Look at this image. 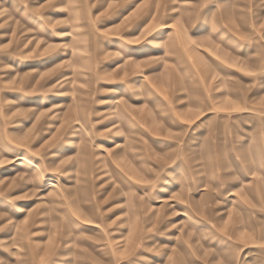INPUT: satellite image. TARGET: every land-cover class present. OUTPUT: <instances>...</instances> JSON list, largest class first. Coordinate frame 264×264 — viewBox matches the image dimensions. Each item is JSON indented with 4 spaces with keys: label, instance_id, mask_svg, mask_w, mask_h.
I'll return each mask as SVG.
<instances>
[{
    "label": "rangeland",
    "instance_id": "374dc122",
    "mask_svg": "<svg viewBox=\"0 0 264 264\" xmlns=\"http://www.w3.org/2000/svg\"><path fill=\"white\" fill-rule=\"evenodd\" d=\"M0 264H264V0H0Z\"/></svg>",
    "mask_w": 264,
    "mask_h": 264
},
{
    "label": "bare ground",
    "instance_id": "6f19581e",
    "mask_svg": "<svg viewBox=\"0 0 264 264\" xmlns=\"http://www.w3.org/2000/svg\"><path fill=\"white\" fill-rule=\"evenodd\" d=\"M50 184H51V185H50ZM50 184H49L50 187L54 186V183H53V182H50ZM207 184H208V183H207ZM202 185H203V184H202ZM204 185H205V184H204ZM53 188H54V187H53ZM204 189H205V187H201V190H204ZM228 193H229V192H228ZM125 245H126V244H125ZM125 245H124V246H125ZM126 246H127V245H126Z\"/></svg>",
    "mask_w": 264,
    "mask_h": 264
}]
</instances>
